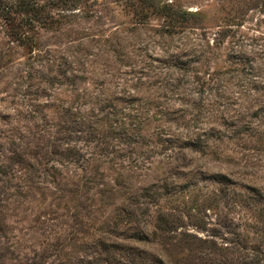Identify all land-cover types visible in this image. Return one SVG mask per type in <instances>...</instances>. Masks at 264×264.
<instances>
[{
    "label": "rangeland",
    "instance_id": "374dc122",
    "mask_svg": "<svg viewBox=\"0 0 264 264\" xmlns=\"http://www.w3.org/2000/svg\"><path fill=\"white\" fill-rule=\"evenodd\" d=\"M16 1L0 264H264V0Z\"/></svg>",
    "mask_w": 264,
    "mask_h": 264
},
{
    "label": "trees",
    "instance_id": "16d2710c",
    "mask_svg": "<svg viewBox=\"0 0 264 264\" xmlns=\"http://www.w3.org/2000/svg\"><path fill=\"white\" fill-rule=\"evenodd\" d=\"M21 14L22 18L19 23L15 25L14 21L17 16ZM33 8L28 5V3H23L22 1H12V0H0V15L4 20L7 27H11L10 37L15 41L28 45L31 42V38L26 34V27H28L33 22Z\"/></svg>",
    "mask_w": 264,
    "mask_h": 264
}]
</instances>
